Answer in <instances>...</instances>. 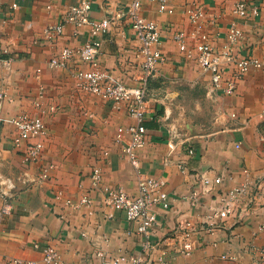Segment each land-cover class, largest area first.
I'll return each instance as SVG.
<instances>
[{
    "label": "crops",
    "instance_id": "obj_1",
    "mask_svg": "<svg viewBox=\"0 0 264 264\" xmlns=\"http://www.w3.org/2000/svg\"><path fill=\"white\" fill-rule=\"evenodd\" d=\"M236 1L172 0L174 11L167 13L159 11L155 0H144L142 14L158 24L161 49L169 60L149 83L148 142L137 152L140 167L136 168L125 154V142L117 138L118 129L134 123L133 118L126 110L77 88L72 69H88L79 59H73L68 68L49 67L64 47L77 49L89 38L88 26L68 24L55 41L45 39V29L58 24L79 0H0V50L4 57L16 58L11 70L3 69L10 100L1 111L0 173L12 196V211L0 222V264H11L13 259L44 264L40 249L47 245H53L67 264L111 263L118 256L126 258L121 264H128V257L142 252L144 236L125 211L106 204L107 188L134 196L143 173L166 182L172 203L168 209L154 207L158 223L149 237L154 246L170 236L180 221L199 222L205 214L204 207L213 200L210 193L197 207L187 199L200 174L224 175V187H229L246 178L245 169L257 190L252 202L239 203L235 214L214 232L197 228L198 246L191 255L177 254L169 246L165 260L166 264L253 262L251 246H264V65L251 67L232 95L215 89L197 61L199 28L187 14L188 8L205 9L200 30L218 49L226 45L228 29L238 25L243 37L235 53L264 64L260 20L235 15ZM129 2L93 0L91 17L112 16L126 10ZM213 18L214 25L210 23ZM178 31L187 34L191 55L179 50L174 39ZM101 39L102 68L113 81L134 84L142 62L141 42L134 31L121 19ZM37 70H41L39 77ZM41 85L45 92L39 108L35 102ZM23 112L42 115L47 125L44 156L36 164L24 162L22 151L13 147L12 118ZM50 164L49 178L39 181L42 167ZM96 167L102 170L97 187L92 180ZM84 196L92 204L75 208L67 203L79 204ZM161 251H145L150 264H160Z\"/></svg>",
    "mask_w": 264,
    "mask_h": 264
},
{
    "label": "built area",
    "instance_id": "obj_2",
    "mask_svg": "<svg viewBox=\"0 0 264 264\" xmlns=\"http://www.w3.org/2000/svg\"><path fill=\"white\" fill-rule=\"evenodd\" d=\"M155 1L158 4L159 11L173 13L172 0ZM143 3L144 0H130L126 10L99 20L91 17L93 0H79L77 4L69 8L58 24L49 25L44 32L45 39L52 42L63 34L68 24H74L77 27L88 26L89 38L87 42L77 49L64 47L57 56L50 60L49 67L52 69L68 68L73 59H79V62L86 65L88 69H83L81 66L72 69L77 88L109 101L115 109L126 110L128 115L133 118L134 123L118 129L117 138L118 141L125 142V154L136 168L140 167L137 152L139 149L144 148L148 142V129L145 126V121L150 112L149 83L169 60L161 49V31L158 24L145 18L142 14ZM13 6L16 7V5ZM263 11L264 0H258V4L251 3L248 0H237L233 6V12L239 18L259 19V25L262 29H264ZM187 14L190 21L197 24V28H199L198 42L195 49L201 69L210 75L215 89L222 90L227 95L234 94L250 68L253 66L262 68L263 62L253 57H239L235 53L234 48L243 37V30L238 25H233L228 29L225 33L226 45L222 49H218L210 36L200 30L201 22L206 20L207 16L205 9L202 6L188 8ZM121 19L125 20L134 31L136 39L141 42L142 62L138 67L140 73L136 77V82L132 85L121 81H113L108 76V72L102 68L100 62L101 38L114 22ZM210 23L214 25L216 23L215 19H211ZM174 39L177 41L179 50L182 53L191 55L187 43L188 36L184 31L176 32ZM15 61L16 58L13 56L4 57L0 50V119L3 107L10 100L7 92V79L3 74V69L11 70ZM40 73L41 70H37V77ZM44 92L45 89L41 85L38 94L39 100L35 102L36 107H42ZM51 110L54 111L55 107L52 106ZM262 117L264 118V111ZM12 122L16 128V134L12 139L13 147L22 151L24 162L29 164L41 162L45 151L44 139L47 135V125L43 116L23 112L14 116ZM169 146L174 149L175 144L170 143ZM188 151L192 154L194 149L190 148ZM52 167V164L43 166L38 180H47ZM181 169L184 172L187 171V168L182 165ZM243 172L246 178L229 187H224L226 184L224 175L210 178L206 174H200L187 199L192 207H197L200 199L210 193L213 200L204 207L205 214L199 222L193 220L180 221L178 227L170 236L154 246L149 240L151 230L158 223V216L154 207L161 206L168 209L172 203L165 189L166 182L143 173L139 177L138 193L134 196L129 195L123 189L107 188L105 190L107 192L106 204L115 210L125 211L128 221L136 226V230L140 235L144 236L142 252L128 257V264H150L145 256V251L150 248L154 249L155 252L162 249V254L159 256L160 264L167 263L165 258L169 257L167 253L169 246H173L177 254L191 255L198 246L195 239L197 228L206 227L204 230L214 232L227 218L235 214L239 203L248 205L254 199L257 190L254 191V185L248 179V170L245 169ZM92 180L96 187L101 184L102 170L100 167L93 169ZM0 199L2 201L0 205V222H2L11 214L12 196L7 190L6 180L1 173ZM67 203L78 208L83 204H92V199L89 196H84L79 204L74 205L70 200ZM34 247L38 249L39 245L36 244ZM40 252L44 264H67L53 245L44 246L40 249ZM251 253L253 255L251 264H264V246L252 245ZM125 260L124 256H118L112 259L111 263L106 261L104 264H121ZM10 263L38 264L37 261L22 259H13Z\"/></svg>",
    "mask_w": 264,
    "mask_h": 264
},
{
    "label": "rangeland",
    "instance_id": "obj_3",
    "mask_svg": "<svg viewBox=\"0 0 264 264\" xmlns=\"http://www.w3.org/2000/svg\"><path fill=\"white\" fill-rule=\"evenodd\" d=\"M251 1L254 2V3L256 2V0H251ZM45 30H46V29H45ZM197 38H198V36H197ZM197 42H198V41H197ZM188 111H189V110H188Z\"/></svg>",
    "mask_w": 264,
    "mask_h": 264
}]
</instances>
